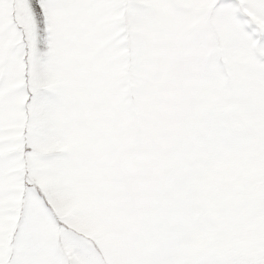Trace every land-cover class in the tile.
Returning a JSON list of instances; mask_svg holds the SVG:
<instances>
[{
  "label": "snow or ice",
  "instance_id": "obj_1",
  "mask_svg": "<svg viewBox=\"0 0 264 264\" xmlns=\"http://www.w3.org/2000/svg\"><path fill=\"white\" fill-rule=\"evenodd\" d=\"M0 264H264V0H0Z\"/></svg>",
  "mask_w": 264,
  "mask_h": 264
}]
</instances>
